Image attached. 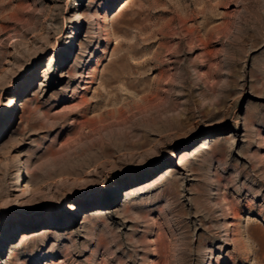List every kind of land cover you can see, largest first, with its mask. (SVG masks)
I'll return each instance as SVG.
<instances>
[{
	"label": "rangeland",
	"instance_id": "1",
	"mask_svg": "<svg viewBox=\"0 0 264 264\" xmlns=\"http://www.w3.org/2000/svg\"><path fill=\"white\" fill-rule=\"evenodd\" d=\"M0 264H264V0H0Z\"/></svg>",
	"mask_w": 264,
	"mask_h": 264
}]
</instances>
